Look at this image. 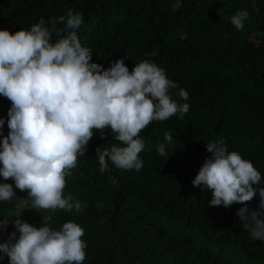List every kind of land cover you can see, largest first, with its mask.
I'll return each instance as SVG.
<instances>
[{
	"label": "trees",
	"instance_id": "1",
	"mask_svg": "<svg viewBox=\"0 0 264 264\" xmlns=\"http://www.w3.org/2000/svg\"><path fill=\"white\" fill-rule=\"evenodd\" d=\"M68 9L83 15L77 35L94 62L108 68L127 56L129 71L136 62H155L178 84L170 93L189 111L141 131L146 150L139 171L109 161L102 173L96 149L119 142L110 129L103 136L93 129L64 189L83 210L33 209L27 191L14 187L16 198L0 202V220L13 216L0 242L20 214L37 228L58 229L68 221L83 227V264H264V242L252 240L236 215L243 205L210 206V190L191 183L211 157L206 143L221 138L264 177V0H0V29L27 30ZM240 10L249 17L237 30L228 18ZM180 89L187 101L177 95ZM10 106L0 96V117L7 119ZM8 131L5 123L3 135ZM166 132L174 140L160 156L157 145L166 143ZM0 182L14 186L11 179ZM259 199L245 203L255 209ZM0 264H8L7 257Z\"/></svg>",
	"mask_w": 264,
	"mask_h": 264
},
{
	"label": "clouds",
	"instance_id": "2",
	"mask_svg": "<svg viewBox=\"0 0 264 264\" xmlns=\"http://www.w3.org/2000/svg\"><path fill=\"white\" fill-rule=\"evenodd\" d=\"M248 17L247 10H240L228 19L241 30ZM83 22L80 12L68 9L47 24L41 18L27 30L0 29V96L11 101L7 119L0 117V178L14 182V186L0 182V202L16 198L15 187L27 191L33 209L82 211L83 202L65 196L64 189L93 129L101 136L110 129L119 142L96 149L102 173L109 161L119 169L139 171L143 167L139 154L146 150L141 131L177 114L183 119L189 111L188 103L170 93L178 84L155 62H136L131 71L125 64L127 56L108 68L94 62L93 51L77 35ZM57 24L63 28L57 29ZM177 95L183 101L189 98L184 89ZM164 139L166 143L157 145L160 156L174 140L168 132ZM206 150L211 157L204 160L192 185L210 190V206L242 204L236 211L242 228L252 240L264 242L261 172L239 152L229 151L223 138L206 143ZM257 194L258 206L250 209L245 202ZM4 217L0 231L7 229L13 216ZM14 217L15 230L0 242V262L7 257L8 264H83L87 244L81 239L84 229L76 222H64L58 229L46 223L37 228L20 214Z\"/></svg>",
	"mask_w": 264,
	"mask_h": 264
}]
</instances>
